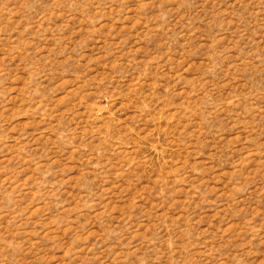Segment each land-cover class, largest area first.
I'll return each instance as SVG.
<instances>
[{
  "label": "rangeland",
  "instance_id": "1",
  "mask_svg": "<svg viewBox=\"0 0 264 264\" xmlns=\"http://www.w3.org/2000/svg\"><path fill=\"white\" fill-rule=\"evenodd\" d=\"M0 264H264V0H0Z\"/></svg>",
  "mask_w": 264,
  "mask_h": 264
}]
</instances>
